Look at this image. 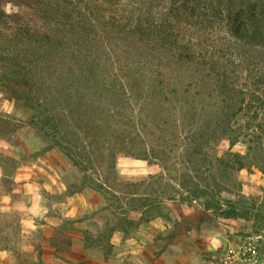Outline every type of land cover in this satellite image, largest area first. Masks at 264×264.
<instances>
[{"label":"rangeland","instance_id":"rangeland-1","mask_svg":"<svg viewBox=\"0 0 264 264\" xmlns=\"http://www.w3.org/2000/svg\"><path fill=\"white\" fill-rule=\"evenodd\" d=\"M96 27V70L71 89L65 85L63 110L92 103L127 123L132 109L143 116L155 104L165 112L154 122L159 129L146 127L149 140H135L147 156H116L119 177L112 179L110 141L95 149L81 140L85 158L96 152L93 168L82 171L49 146L33 110L0 92V264H264V142L250 150L244 138L248 129H264V105L253 102L249 116L229 122L205 67L180 63L110 25ZM250 67L262 71L264 63ZM246 75L237 84L244 94L254 90ZM123 81L135 86L121 88ZM147 89L169 100L145 106ZM230 153L247 155L245 167L233 164ZM86 175L119 183L100 192L81 187ZM187 186L206 189L207 198Z\"/></svg>","mask_w":264,"mask_h":264},{"label":"trees","instance_id":"trees-1","mask_svg":"<svg viewBox=\"0 0 264 264\" xmlns=\"http://www.w3.org/2000/svg\"><path fill=\"white\" fill-rule=\"evenodd\" d=\"M6 6L13 9L7 11ZM98 23L156 44L180 63L205 67L227 103L229 122H237L241 113L247 115L253 102L264 105L262 93H258L264 87V70L250 67L264 63V0H0V92L33 110V123L49 146L60 149L82 171L93 168L91 158L96 152H87L89 157L85 158L81 140L88 139L86 143H94L95 149L107 140L114 146L107 166L112 179L118 178L116 156H147L149 150L136 143L149 140L146 130L159 129L154 122L165 113L155 109V104L144 110L145 117L132 109L125 123L117 111L109 107L98 110L92 103L81 111L63 110L68 103L61 99L66 86L71 89L85 71L96 70ZM244 70L254 86L246 94L237 87ZM127 85L135 86L123 81L119 87ZM148 90L142 91V100H134H141L145 106L169 100L163 91L157 94L156 89ZM159 95L162 97L158 99ZM248 130L245 143L253 150L264 142V129L261 133ZM161 137L154 136L153 140ZM229 155L233 164L245 167L247 155ZM197 158L204 161L202 155ZM102 180L92 181L86 175L81 187L88 185L105 192L119 183L111 182L110 177ZM186 188L197 197L208 196L206 189Z\"/></svg>","mask_w":264,"mask_h":264}]
</instances>
